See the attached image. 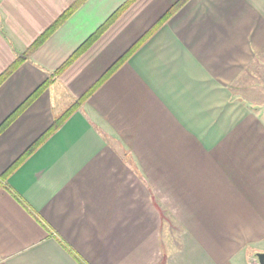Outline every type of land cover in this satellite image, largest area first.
<instances>
[{"label":"crops","instance_id":"obj_1","mask_svg":"<svg viewBox=\"0 0 264 264\" xmlns=\"http://www.w3.org/2000/svg\"><path fill=\"white\" fill-rule=\"evenodd\" d=\"M127 1L0 0V75L74 8L0 125ZM177 2L136 0L0 134V264H260L264 0H188L2 179Z\"/></svg>","mask_w":264,"mask_h":264},{"label":"trees","instance_id":"obj_2","mask_svg":"<svg viewBox=\"0 0 264 264\" xmlns=\"http://www.w3.org/2000/svg\"><path fill=\"white\" fill-rule=\"evenodd\" d=\"M136 0H128L108 21L102 28L93 35L89 41L77 51L69 61L58 71L54 72L49 76V79L41 85L16 111H14L4 122L0 125V134L4 129L14 121L23 111L27 109L45 90L52 85L59 75L85 50L86 47L90 46L118 17ZM188 0H179L172 8L161 18L153 29H151L143 38H141L126 54H124L115 65L107 72L105 77L100 80L93 88H91L87 94L82 98L74 102L70 107L65 110L62 114L57 116L54 120L53 126L43 135L39 140H37L2 176L3 180H6L27 158H29L35 150L61 127V125L75 112L79 109L80 105L91 95V93L96 89L98 84L106 79L112 72H114L119 66L127 61V59L138 49V47L149 37L158 26L166 22L178 9H180ZM74 11L71 8L66 14H64L55 24L48 28L38 40L32 44L22 55H18L14 63L0 75V86L19 68V66L27 61L31 54L39 46H41L53 33L54 31L64 22V20L69 17Z\"/></svg>","mask_w":264,"mask_h":264},{"label":"rangeland","instance_id":"obj_3","mask_svg":"<svg viewBox=\"0 0 264 264\" xmlns=\"http://www.w3.org/2000/svg\"><path fill=\"white\" fill-rule=\"evenodd\" d=\"M258 91L260 90L258 89ZM259 95L262 96V94H259ZM251 99H254L259 103V104L256 103V105H264V99H260L256 95H251Z\"/></svg>","mask_w":264,"mask_h":264},{"label":"water","instance_id":"obj_4","mask_svg":"<svg viewBox=\"0 0 264 264\" xmlns=\"http://www.w3.org/2000/svg\"><path fill=\"white\" fill-rule=\"evenodd\" d=\"M257 258L260 264H264V253H258Z\"/></svg>","mask_w":264,"mask_h":264}]
</instances>
